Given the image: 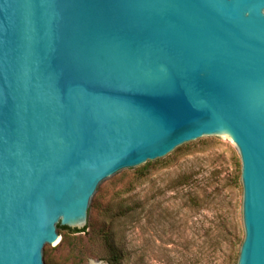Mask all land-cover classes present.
<instances>
[{
    "label": "water",
    "instance_id": "95a60500",
    "mask_svg": "<svg viewBox=\"0 0 264 264\" xmlns=\"http://www.w3.org/2000/svg\"><path fill=\"white\" fill-rule=\"evenodd\" d=\"M204 137L241 156L238 264H264V0H0V264H45L103 183Z\"/></svg>",
    "mask_w": 264,
    "mask_h": 264
},
{
    "label": "rangeland",
    "instance_id": "374dc122",
    "mask_svg": "<svg viewBox=\"0 0 264 264\" xmlns=\"http://www.w3.org/2000/svg\"><path fill=\"white\" fill-rule=\"evenodd\" d=\"M148 165L142 177L138 170ZM243 194L236 146L198 139L103 183L87 232L59 229L60 242L44 249L45 264H238Z\"/></svg>",
    "mask_w": 264,
    "mask_h": 264
},
{
    "label": "trees",
    "instance_id": "16d2710c",
    "mask_svg": "<svg viewBox=\"0 0 264 264\" xmlns=\"http://www.w3.org/2000/svg\"><path fill=\"white\" fill-rule=\"evenodd\" d=\"M148 167H149V165L143 167L142 169H139V170H138V173H139V172H140V173L143 172V173L141 174V176L144 177V175H145V172H144V171H146V170L148 169ZM59 229H62V230H69V231H71V233H74V234L84 233V232L87 231V228H84L83 230H72V229H69V228H67V227H62V226H60ZM106 241H107L108 246L111 248V251L117 253V250L114 248L112 242H111L110 240H108V239H107ZM63 243H64V242H63ZM117 260H118V256L115 255V256L113 257V261L117 263Z\"/></svg>",
    "mask_w": 264,
    "mask_h": 264
}]
</instances>
